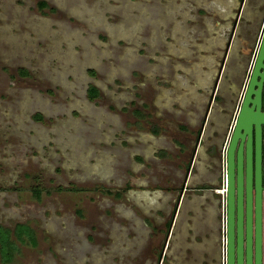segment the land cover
<instances>
[{
  "label": "rangeland",
  "instance_id": "1",
  "mask_svg": "<svg viewBox=\"0 0 264 264\" xmlns=\"http://www.w3.org/2000/svg\"><path fill=\"white\" fill-rule=\"evenodd\" d=\"M262 9L0 0V224L36 233L6 264H215L220 175L207 150Z\"/></svg>",
  "mask_w": 264,
  "mask_h": 264
},
{
  "label": "water",
  "instance_id": "2",
  "mask_svg": "<svg viewBox=\"0 0 264 264\" xmlns=\"http://www.w3.org/2000/svg\"><path fill=\"white\" fill-rule=\"evenodd\" d=\"M264 51V35L258 50L253 71L250 75L244 100L241 104L236 123L228 147L224 153L226 190L224 193V205L226 209V264H233V212L235 213V253L236 264H241L242 244V188H244V264H251V219L253 208V264H264V90L263 111L251 110L247 107L248 94L252 91L254 77L258 73L257 68H263L260 64ZM257 95V91L255 92ZM254 101V99L252 100ZM253 123L254 131V161H253V206L251 193V160H250V124ZM242 130L241 133L239 131ZM262 132V161H260V138ZM247 133L244 148V170L242 173V146L243 134ZM239 143L233 153L235 140ZM235 157V159H234ZM262 167V171L261 168ZM261 171V172H260ZM262 174V184H261ZM235 189V194H234ZM235 210V211H234Z\"/></svg>",
  "mask_w": 264,
  "mask_h": 264
},
{
  "label": "flooded vegetation",
  "instance_id": "3",
  "mask_svg": "<svg viewBox=\"0 0 264 264\" xmlns=\"http://www.w3.org/2000/svg\"><path fill=\"white\" fill-rule=\"evenodd\" d=\"M45 5L44 7H42ZM42 7V10H47L49 5L43 1L41 5H38V7ZM262 17L258 24L256 26H252L249 35H246L244 38H246L245 41V48L244 49H239L238 57L235 56L234 62H238V68L235 71H232V78L234 81H231V85L228 86V89L231 94L230 97L228 98V102L230 104V108L224 109L223 113L226 116L225 118V123L224 125L214 131V135H217V138L214 137V141H212V171L215 173V171H218V175H220V187H224V193L226 190V180H225V159H224V153L226 148L228 147L230 137L232 135V131L234 128V125L236 123V119L238 116V112L240 110L241 104L244 100L246 89L248 86V82L250 79V75L253 71V67L256 61V58L258 56V50L260 48V43L262 41V37L264 35V10L262 9ZM226 47V46H225ZM224 48L223 52L224 55L219 59V63L217 66V70L215 73V80L218 77L219 72L221 71L223 63L226 61L224 60L225 55V50ZM230 57V55H229ZM237 57V58H236ZM260 64H264V51H263V57L260 59ZM232 68V64H231ZM229 69V68H228ZM263 68L258 67L257 68V74L254 77V83L252 84V91L248 94V100H247V107H251L252 111H255L256 109L259 112L263 111V90H264V73L260 75ZM234 72V73H233ZM214 80V81H215ZM216 83V82H215ZM94 88L93 91L90 90V88ZM215 84L211 86L210 92H209V99L214 101L215 99V93L213 94ZM257 91V95L256 92ZM228 91L226 90V93ZM86 96L90 99H94L95 97L98 96V89L94 85H89L86 89ZM254 99V101H252ZM209 103V102H208ZM135 111V110H134ZM203 121V120H202ZM201 121L202 125L203 122ZM196 134L199 135V132L201 131V126H199L196 130ZM242 130L239 131L241 133ZM250 160H251V193H252V206H253V161H254V131H253V123L250 124ZM243 139L241 141V146H242V173L244 170V148H245V142L247 139V133L243 134ZM239 138L235 140V146L233 153L235 154V149L239 143ZM235 159V157H234ZM260 161H262V132H261V138H260ZM217 161V162H216ZM220 165V169H219ZM262 171V167L260 168ZM220 171V173H219ZM260 171V172H261ZM261 184H262V174H261ZM218 180V179H217ZM203 186V185H202ZM210 187V186H209ZM219 187V185L217 186ZM215 195L219 196V192L217 190H212ZM40 191L39 190H33L32 195L35 198H39ZM118 195V193H116ZM234 194H235V189H234ZM218 201L221 202V197H218ZM220 204V203H219ZM217 204V219H218V231H217V244L218 247L216 249V253L214 254L213 258L215 260V264H226V230H225V223H226V209L225 205L219 206ZM222 205V204H221ZM235 211V210H234ZM233 264H236V253H235V246H236V241H235V213L233 212ZM17 223H24L28 225L34 233L35 237V244H36V233L35 229L26 221H18L13 223V225L7 226L0 224L2 226H7L10 228L12 231L13 227ZM222 228L224 229V233L222 234ZM10 238L14 240V245L15 247L11 249L10 251V260H12L15 256V254L18 252L19 244L21 245H32L28 242L24 241H19L13 236V233L10 232ZM222 238L223 244H222ZM242 244H241V264H244V188H242ZM34 244V245H35ZM251 264H253V208H252V219H251ZM262 264V259L261 263Z\"/></svg>",
  "mask_w": 264,
  "mask_h": 264
},
{
  "label": "trees",
  "instance_id": "4",
  "mask_svg": "<svg viewBox=\"0 0 264 264\" xmlns=\"http://www.w3.org/2000/svg\"><path fill=\"white\" fill-rule=\"evenodd\" d=\"M91 91L94 88H90ZM168 222H166V226ZM10 232L13 233V236L19 241L28 242L32 245L35 244V237L33 230L24 223H17L12 231L7 226L0 225V260L9 261L10 260V251L15 247L14 240L10 238Z\"/></svg>",
  "mask_w": 264,
  "mask_h": 264
},
{
  "label": "crops",
  "instance_id": "5",
  "mask_svg": "<svg viewBox=\"0 0 264 264\" xmlns=\"http://www.w3.org/2000/svg\"><path fill=\"white\" fill-rule=\"evenodd\" d=\"M153 131H154V133H156V130L153 129ZM161 151H163V150H160V152H161ZM212 151H213L212 146H211V147H208L207 153L211 154ZM138 183H139L138 186H146V181H144L143 179H139V182H138ZM152 189H157V187H154V188H152ZM166 222H168V225H169V219H168ZM166 222H165V225H166ZM168 225H167L166 227H168ZM213 255H214V254H213ZM11 261H12V260H9V261H1V260H0V263H2V264H6V263H9V262H11Z\"/></svg>",
  "mask_w": 264,
  "mask_h": 264
},
{
  "label": "built area",
  "instance_id": "6",
  "mask_svg": "<svg viewBox=\"0 0 264 264\" xmlns=\"http://www.w3.org/2000/svg\"><path fill=\"white\" fill-rule=\"evenodd\" d=\"M215 190H217L220 194V197H221V202H220V206L223 207L224 205V187H219V188H216ZM222 204V205H221ZM224 233V229L222 228V234ZM223 238H222V244H223Z\"/></svg>",
  "mask_w": 264,
  "mask_h": 264
}]
</instances>
